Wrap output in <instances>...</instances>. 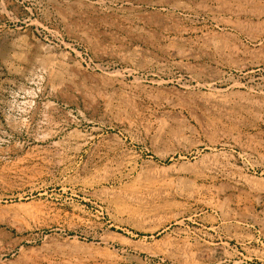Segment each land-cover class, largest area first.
Listing matches in <instances>:
<instances>
[{
    "label": "rangeland",
    "instance_id": "374dc122",
    "mask_svg": "<svg viewBox=\"0 0 264 264\" xmlns=\"http://www.w3.org/2000/svg\"><path fill=\"white\" fill-rule=\"evenodd\" d=\"M0 264H264V0H0Z\"/></svg>",
    "mask_w": 264,
    "mask_h": 264
}]
</instances>
